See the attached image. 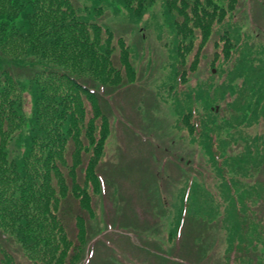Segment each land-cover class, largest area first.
<instances>
[{"label":"trees","instance_id":"1","mask_svg":"<svg viewBox=\"0 0 264 264\" xmlns=\"http://www.w3.org/2000/svg\"><path fill=\"white\" fill-rule=\"evenodd\" d=\"M239 1L87 0L90 5L81 6L78 0H0V235L18 240L33 264L79 262L69 247L72 244L80 254L85 241L82 245L78 235L74 236L78 243L70 238L64 211L71 201L79 206V198L89 213L94 212L88 188L75 187L74 194L66 193L63 166L68 153L64 157L63 148L69 144L74 156L81 154L78 166L100 174L112 134L104 92L130 84L137 71L132 59L140 57L139 50L124 36H116L104 18L112 10L114 16L126 14L132 25L139 26L160 2L164 20L155 21V26L160 34L168 30L171 41L166 45L172 47L169 59L174 67L169 83L178 112L174 126L205 149L220 177L221 194L200 198L185 182L172 234L190 239V244L202 239L204 247V225L214 221L228 233L226 259L234 253L240 264L264 259L258 251L262 235L254 233L264 224L255 210L258 202L264 207V133L253 136L248 131L264 119V93L245 89L238 101L225 105L223 91L229 78L232 83L244 77L245 86L264 84V59L255 58L264 54V44L251 47L237 28L229 26ZM197 36H201L200 46L217 37L215 54L222 57L215 62L227 61L223 72L233 67L225 85H201L200 91L183 87L189 67L196 68L199 62L196 55L192 65L185 66ZM173 58L178 59V67ZM220 91L219 99L207 98ZM243 101L247 109L239 105ZM225 107L231 114L223 118L220 113ZM233 144L241 151L230 155L227 147ZM76 218L77 225L89 221L83 215ZM86 236L81 231L80 238ZM92 236L90 231L88 242ZM5 242L0 240L1 253L12 257ZM190 244L184 242V249L188 251Z\"/></svg>","mask_w":264,"mask_h":264},{"label":"rangeland","instance_id":"2","mask_svg":"<svg viewBox=\"0 0 264 264\" xmlns=\"http://www.w3.org/2000/svg\"><path fill=\"white\" fill-rule=\"evenodd\" d=\"M78 1L81 6L90 5L87 0ZM239 3L229 26L237 28L238 34L248 39L251 47L258 48L264 44V0H240ZM162 20L160 2L139 26L132 25L126 14L114 16L112 10L104 18L116 36H124L136 52L139 50L140 57L132 59L137 71L130 84L104 92L108 97L112 134L106 141L107 157L100 174L97 176L95 172L89 173L86 167L82 169L78 166L82 163L81 154L74 156L69 144L63 148L64 157L68 153L63 166L66 193L74 194L75 187L79 191L88 188L94 212L89 213L77 196L79 206L77 202L71 201L67 211H64L65 227L70 238L76 241L74 236L77 238L78 235L82 245L85 241L82 246L85 250L80 254L73 250L72 244L69 247V251L75 255L73 259L80 262L77 264H240L235 253L226 259L228 233L214 221L204 225L207 230L203 234L204 247L200 245L202 239L190 244V239L182 240L177 232L174 236L172 234L177 224L176 209L179 208V196L185 182L200 198H220L221 194L220 177L214 171L205 149L193 144L186 131H178L174 126L178 119L176 96L169 90L174 67L171 68L169 59L172 47L166 45L171 44V41L168 30L160 34L156 32L155 26V21L162 23ZM216 38L211 37L203 46H200L201 36L195 38L185 66L188 69L196 55L199 62L196 68L188 69L187 82L183 85L187 90L200 91L201 85L219 87L225 85L226 82L222 83L229 78L227 73L233 67L223 72L224 66L228 68L227 61L222 58L220 63L219 60L215 62L222 57L215 54L219 48L215 46ZM118 53L119 49L116 50L117 56ZM255 58L264 59V54ZM173 60L178 67V59ZM232 63H236V58ZM183 70L181 65L179 71ZM257 75L255 73L252 77ZM235 77L237 75L231 78ZM229 79L223 88L227 99L225 105L238 101L240 92L245 89L264 93V84L245 86L244 77L232 83H229ZM220 94L221 91L211 97L209 93L207 98L219 99ZM242 104L248 108L247 102L243 101L239 105ZM199 109L204 111L203 107ZM219 109L217 107V111ZM221 112L222 117L231 114L228 107ZM248 131L253 136L264 133V119ZM240 151L234 144L227 147L230 155ZM83 159L87 161L85 157ZM75 166H78L77 171L74 170ZM247 180L244 182L247 183ZM93 187L96 191H92ZM255 210L264 222V207L260 202ZM78 215L87 217L89 221L77 225ZM259 227L261 229H256L254 233L258 237L262 235V245L258 251L264 255V224ZM0 231L3 230L0 228ZM81 231L87 232L86 239L80 238ZM90 231H93V236L88 242ZM4 239L5 248L12 257H5L0 250V264H33L27 249L18 240L11 238L10 234L0 235L2 242ZM184 242L190 244L188 251L184 249ZM195 244L199 247L196 248ZM259 260L264 259H253L250 264H256Z\"/></svg>","mask_w":264,"mask_h":264}]
</instances>
